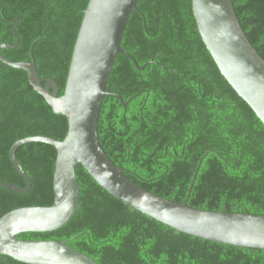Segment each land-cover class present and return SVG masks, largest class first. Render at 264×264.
Wrapping results in <instances>:
<instances>
[{
	"label": "trees",
	"instance_id": "16d2710c",
	"mask_svg": "<svg viewBox=\"0 0 264 264\" xmlns=\"http://www.w3.org/2000/svg\"><path fill=\"white\" fill-rule=\"evenodd\" d=\"M88 0H0V49L31 60L40 79L64 91L73 44ZM240 25L264 60V0H232ZM110 70L97 133L109 159L133 183L191 208L264 215V125L221 75L197 29L191 0H139ZM116 94V95H115ZM126 103V104H123ZM67 120L28 83L26 72L0 60V181L24 186L9 150L21 138L62 140ZM28 192L0 187V217L53 202L56 149L19 146ZM198 166V168H197ZM197 172L195 174V170ZM195 178L188 194L193 176ZM79 204L62 227L24 232V240H68L98 264H264V249L213 242L179 232L114 198L76 168ZM188 194V196H187ZM0 264H28L0 255Z\"/></svg>",
	"mask_w": 264,
	"mask_h": 264
},
{
	"label": "water",
	"instance_id": "95a60500",
	"mask_svg": "<svg viewBox=\"0 0 264 264\" xmlns=\"http://www.w3.org/2000/svg\"><path fill=\"white\" fill-rule=\"evenodd\" d=\"M138 1L88 0L61 95H58V85L53 79H40L32 51L31 60L17 62L0 53V60L26 72L30 86L55 114L63 115L67 120V132L62 140L34 135L17 139L10 147V162L25 185L0 181V187L18 194L28 192L31 182L16 158V149L31 142L50 144L56 149L53 202L48 206L15 208L1 216L0 255L28 264H98L70 247L68 240L17 237L24 232L52 231L70 220L79 204L78 165L117 200L179 232L227 245L264 249V215L200 210L189 207L187 198L182 203L168 200L129 180L122 168L103 151L97 123L103 97L108 93L106 83L117 55H126L139 69L152 63L139 66L121 47L129 16ZM191 5L199 35L221 75L264 125V60L245 35L232 0H191ZM17 25L18 22L12 27L14 44L1 43L0 49L18 46Z\"/></svg>",
	"mask_w": 264,
	"mask_h": 264
}]
</instances>
